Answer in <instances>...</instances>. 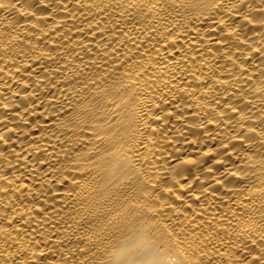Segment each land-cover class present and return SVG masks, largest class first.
<instances>
[{
  "label": "bare ground",
  "instance_id": "1",
  "mask_svg": "<svg viewBox=\"0 0 264 264\" xmlns=\"http://www.w3.org/2000/svg\"><path fill=\"white\" fill-rule=\"evenodd\" d=\"M0 264H264V0H0Z\"/></svg>",
  "mask_w": 264,
  "mask_h": 264
}]
</instances>
